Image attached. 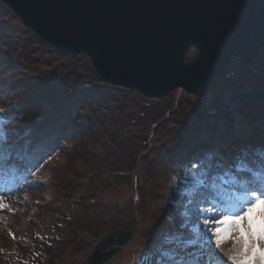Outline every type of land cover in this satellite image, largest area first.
I'll list each match as a JSON object with an SVG mask.
<instances>
[{
	"label": "rangeland",
	"instance_id": "obj_1",
	"mask_svg": "<svg viewBox=\"0 0 264 264\" xmlns=\"http://www.w3.org/2000/svg\"><path fill=\"white\" fill-rule=\"evenodd\" d=\"M5 11L8 10L0 9V64H16L5 65L2 77L5 81L16 78L24 82L37 77L34 80H38L39 88L45 81V86L51 85L53 91L49 92L52 103L40 97L36 107H20L16 117L25 121L20 126L29 127H13L18 133L11 135L14 141L18 140L16 145L39 156L44 154L47 143L56 140L52 154L42 165L41 158L35 160L36 166L30 170L34 175L31 181H42L37 189L25 192L9 183L5 188L6 178L0 179V193H6L4 199L11 208L0 209V224H6L8 233L15 237L9 235L10 241L0 236V254L6 264H81L104 235L117 229L131 232V239L124 251L104 264H127L137 255L142 259L146 251V264H156L159 253L165 250L179 252L186 259L190 258L189 253L199 257L200 242L195 231L191 237L197 241L195 247L183 249L175 242L176 228L170 218L176 215L179 205L187 204L183 203L185 194L199 178L192 168L186 167L184 155L193 144L209 137V129L213 130L212 136L214 131L222 132L216 126L223 118L217 116L227 113L221 109L206 114L210 121L193 132V128L186 130L191 123L186 115L189 109H195L201 92L188 95L182 89L174 90L155 102L109 86L103 88L101 96L83 100L87 90L80 83H98L88 57H68L38 44L36 38L31 41V31ZM196 53V48H189L185 61L192 60ZM259 61V67L236 76L238 89L244 90L243 82L248 77L246 83L255 91L264 81V59ZM237 68L234 65L229 75ZM226 78L229 80V76ZM222 82L214 83L201 94H211L217 100L228 91L225 83L229 81ZM58 84L62 85L63 97L59 96ZM18 93L14 95L17 100ZM213 103L207 104L214 106ZM39 113L44 114L43 122L33 127L29 123ZM247 113L251 112L241 110L244 118ZM212 115L216 117L210 119ZM257 115L260 117L253 120V125L264 123L263 112L257 110ZM5 116L13 122L10 111ZM184 130L186 135L181 136ZM4 131L9 133L7 128ZM223 135L229 141L227 134ZM26 137L31 140L24 142ZM213 139L208 144L215 147ZM194 161L205 165L202 160ZM16 238L33 251L23 252ZM231 246V241L223 245L225 250ZM135 264H141V260Z\"/></svg>",
	"mask_w": 264,
	"mask_h": 264
},
{
	"label": "water",
	"instance_id": "obj_2",
	"mask_svg": "<svg viewBox=\"0 0 264 264\" xmlns=\"http://www.w3.org/2000/svg\"><path fill=\"white\" fill-rule=\"evenodd\" d=\"M0 1L41 42L88 56L103 83L146 98H163L177 88L194 94L221 77L233 59L250 64L264 46V0ZM190 45L198 54L185 63ZM262 101L264 85L257 93L226 95L220 105L233 109ZM131 236L124 230L105 235L82 264L106 263Z\"/></svg>",
	"mask_w": 264,
	"mask_h": 264
},
{
	"label": "snow or ice",
	"instance_id": "obj_3",
	"mask_svg": "<svg viewBox=\"0 0 264 264\" xmlns=\"http://www.w3.org/2000/svg\"><path fill=\"white\" fill-rule=\"evenodd\" d=\"M8 111L7 108H0V123H3L4 114ZM10 127L8 124L0 128V164L5 162L4 149L11 148L15 143L12 135L4 131ZM257 155L260 157L258 161ZM7 157V162L11 163V153ZM257 162L264 169V142L253 145L248 156L238 155L218 161L216 172L211 167L201 172L205 165L199 161L188 165L200 178L195 180L189 191L190 207L183 213L184 217H189L191 213V217L181 222L175 242L183 249L195 247L197 241L184 239V231L191 223L200 242V256L189 253L190 258L186 259L179 252L165 250L159 253L156 264H264V175L260 187L253 186L255 181L242 175L255 168ZM5 195L0 193V209L11 211L10 205L5 202ZM9 235L15 238L11 232ZM228 241L232 242V246L225 250L223 245ZM148 257L146 251L141 264H146Z\"/></svg>",
	"mask_w": 264,
	"mask_h": 264
},
{
	"label": "trees",
	"instance_id": "obj_4",
	"mask_svg": "<svg viewBox=\"0 0 264 264\" xmlns=\"http://www.w3.org/2000/svg\"><path fill=\"white\" fill-rule=\"evenodd\" d=\"M4 8H6V7L2 3H0V9H4ZM7 12H8V14H11V12L9 10ZM7 12L5 11V13H7ZM5 13H3L4 16L6 15ZM0 29L2 30V26L0 27ZM29 39L31 41H33L35 39V36L31 33L30 36H29ZM41 45L42 46H45L43 44H41ZM57 53H59V51H57ZM66 56L71 57L70 55H66ZM90 70H91V68H90ZM92 72H93V70H92ZM97 81H98V79H97ZM19 83H21V84H19ZM19 83H17L19 85L14 84L15 86H12L10 88V90L7 89L8 91L6 90V92L2 88H0V100H6V99H8L10 97V94L11 95H15L16 93L19 92L16 96H19V95H20V97L22 96V99L20 97H19L20 99L18 98V101H21L20 103H30V104L34 105L35 104L34 101L36 100V98H38L39 96H46V95H48V93H49V91L51 89V87L48 86V88L46 89V92H41L40 95H37L36 94V91L38 89V85L36 83L30 81L29 84L28 83L24 84L21 80H20ZM82 85L83 84L81 82L80 83V86H82ZM83 87L85 89H87V92L84 94V97H85L84 99H86V100H91V98H97L98 96H101L102 95L103 88H105V86L104 85H101V84L95 85V86L92 85V84H90V85L84 84ZM89 96H92V97H89ZM202 146L205 147L206 145H202ZM202 154H204V152ZM218 161H219L218 159L217 160H212V159L207 160L208 168L211 167V170L213 172H216L217 169H216L215 166H216V163ZM41 185H42L41 182L35 181V182L28 183L27 185H25L21 189L23 191L27 192V191L35 190V189H37V187H39ZM45 201H47V200H45ZM189 207L190 206L188 205L186 208H184L185 211H187L189 209ZM191 207H195V206H191ZM134 211H136L135 208H134ZM190 217H191V213H189V217L178 216V217L175 218L173 224L176 227L177 232H178V230H180L179 229V226H180L181 222L184 221V220L190 219ZM192 229H193L192 228V224L189 223L188 224V229L186 231H184V239H190L192 237V235H193ZM181 231H183V230H181ZM0 236L1 237H4L5 239H8V240L12 241V239L8 235L7 231L1 225H0ZM15 241L19 244V246L21 247V249L23 251H26V252L29 251V250L33 251V248L32 247L23 244L19 240V238H16ZM0 264H5V259H4V257L2 255H0Z\"/></svg>",
	"mask_w": 264,
	"mask_h": 264
},
{
	"label": "flooded vegetation",
	"instance_id": "obj_5",
	"mask_svg": "<svg viewBox=\"0 0 264 264\" xmlns=\"http://www.w3.org/2000/svg\"><path fill=\"white\" fill-rule=\"evenodd\" d=\"M194 48H195V47H191L190 50H191V49H194ZM262 55H264V46H263V48L261 49V51L259 52L258 56L254 59V61L252 62V64H250V65H248V66H245V67H242V66L238 65L237 60H234L233 63H232V66H233V67H234V65L238 66V68H237V70H236L237 73H242V72L245 73V72L251 71V70L253 69V66L256 65V64L258 63L259 58H260ZM262 59H264V58H262ZM232 71H233V70H232ZM227 76H229L230 79H229V80L225 79V81H233V82H234V81L236 80V77H235L236 75H235V74H233V75H229V74H227V75H225L224 77H222L221 79L215 81L214 83H216V82H218V81H220V80H223V79H224L225 77H227ZM237 80H238V79H237ZM237 80H236V81H237ZM248 80H249V77H248ZM248 80H247V81H248ZM247 81H246V82H247ZM214 83H213V84H214ZM222 83H223V82H222ZM224 83H225V82H224ZM213 84H212V85H213ZM212 85H211V86H212ZM246 85H251V84L246 83ZM261 85H263V83H262ZM211 86H210V87H211ZM210 87H208V88H210ZM208 88H207V89H208ZM231 88H234V89H235V88H238V85H237L236 83H233V85L231 86ZM204 90H206V89H204ZM204 90H200V92H202V91H204ZM235 90H240V89H235ZM235 90H233V91H235ZM198 101L201 102V101H203V99H201V98L199 97V98H198ZM207 101H208V102H209V101H212V97H210V99L207 100Z\"/></svg>",
	"mask_w": 264,
	"mask_h": 264
},
{
	"label": "bare ground",
	"instance_id": "obj_6",
	"mask_svg": "<svg viewBox=\"0 0 264 264\" xmlns=\"http://www.w3.org/2000/svg\"><path fill=\"white\" fill-rule=\"evenodd\" d=\"M154 214H155V215L157 214L156 210H154Z\"/></svg>",
	"mask_w": 264,
	"mask_h": 264
}]
</instances>
